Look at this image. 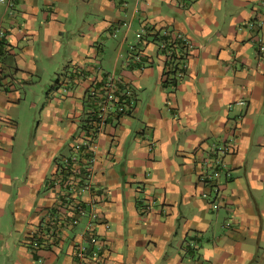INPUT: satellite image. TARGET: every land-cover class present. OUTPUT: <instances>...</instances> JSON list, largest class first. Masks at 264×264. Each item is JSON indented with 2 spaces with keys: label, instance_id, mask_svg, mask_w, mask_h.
I'll list each match as a JSON object with an SVG mask.
<instances>
[{
  "label": "crops",
  "instance_id": "obj_1",
  "mask_svg": "<svg viewBox=\"0 0 264 264\" xmlns=\"http://www.w3.org/2000/svg\"><path fill=\"white\" fill-rule=\"evenodd\" d=\"M1 32L0 264H76L91 228L86 264H264V0H4Z\"/></svg>",
  "mask_w": 264,
  "mask_h": 264
},
{
  "label": "built area",
  "instance_id": "obj_2",
  "mask_svg": "<svg viewBox=\"0 0 264 264\" xmlns=\"http://www.w3.org/2000/svg\"><path fill=\"white\" fill-rule=\"evenodd\" d=\"M3 2L4 0H0ZM3 32L0 33V37H3ZM141 34H137V38H140ZM176 39H181L180 36H176ZM167 42L173 43V40L169 35L166 33L163 35L162 40L160 41V44H162V48L165 47V44ZM186 44V43H185ZM187 46V45H186ZM260 52H264V45L259 47ZM121 83V80L119 77L114 75H105L103 79V87L100 90H91L90 95L100 94L101 96V102H100V115L99 118H95L93 120L94 123V132L92 135L88 138H83L82 141L77 145L76 150L81 151L83 153V156L86 157V159H83V166L79 169L82 176L85 178L86 182H89L90 175H91V168L92 164L94 163V152L92 149V143L93 139L95 138V133L98 131L100 126H102L105 123V120L111 114L112 112L122 114L126 111L127 104L125 102V97L130 96V91L128 90L127 93H121L118 90V86ZM96 123V124H95ZM223 150H227V147L223 148ZM220 173L219 171H215L214 177H219ZM214 207L216 208L217 205L214 204ZM78 213L83 214V210L80 206H78ZM95 218V217H94ZM94 218L90 222V224H94ZM76 221V222H75ZM74 221V223H77V219ZM92 229V228H91ZM89 230L88 232V240L85 244H78L75 245L74 249V256L76 259V264H86L87 261H89V258H93L95 261L101 260V253L103 251V246L101 245L98 237L91 232L92 230Z\"/></svg>",
  "mask_w": 264,
  "mask_h": 264
},
{
  "label": "rangeland",
  "instance_id": "obj_3",
  "mask_svg": "<svg viewBox=\"0 0 264 264\" xmlns=\"http://www.w3.org/2000/svg\"><path fill=\"white\" fill-rule=\"evenodd\" d=\"M155 47H156V49L159 48V45L157 44V42L155 44ZM37 84L38 83L35 81V85L31 91H27L26 88L24 89L25 90V96L23 95V98H24L23 105L25 106V110L21 106L18 108L20 111L19 112L20 113L19 121L21 122L20 123V130L21 131L25 129V126L30 128L31 122H32L33 127L36 126L35 120H37V119H35V111L30 110L31 112H28L27 109H28L30 103H32V102L38 104V103L45 101V93L48 92V90H49L50 84H48L47 86H42L41 84H38V85ZM16 112H17V109H12V111H11L12 114H15ZM31 119H32V121H31Z\"/></svg>",
  "mask_w": 264,
  "mask_h": 264
},
{
  "label": "trees",
  "instance_id": "obj_4",
  "mask_svg": "<svg viewBox=\"0 0 264 264\" xmlns=\"http://www.w3.org/2000/svg\"><path fill=\"white\" fill-rule=\"evenodd\" d=\"M161 39H162V37H161ZM175 51H176V49L175 50H173V55H175ZM174 58H175V56H173ZM174 63V62H173ZM167 67L169 68V71H170V68H171V66L170 65H172V62H167ZM178 65V64H177ZM174 66V65H173ZM175 67H176V65H175ZM170 73H173V75H175V71H171ZM172 81H175L176 80V78L175 77H173L172 79H171ZM102 83V82H101ZM105 122H106V120H105ZM83 164V163H82Z\"/></svg>",
  "mask_w": 264,
  "mask_h": 264
}]
</instances>
